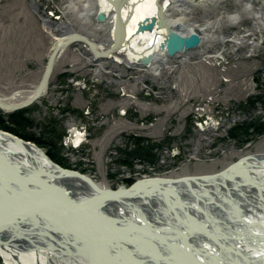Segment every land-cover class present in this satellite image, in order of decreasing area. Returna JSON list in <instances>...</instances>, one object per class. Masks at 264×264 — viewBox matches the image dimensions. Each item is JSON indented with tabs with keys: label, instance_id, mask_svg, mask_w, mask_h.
I'll return each mask as SVG.
<instances>
[{
	"label": "rangeland",
	"instance_id": "1",
	"mask_svg": "<svg viewBox=\"0 0 264 264\" xmlns=\"http://www.w3.org/2000/svg\"><path fill=\"white\" fill-rule=\"evenodd\" d=\"M206 3L172 0L175 16L212 22L196 45L146 64L106 52L113 18L100 19L95 0L79 16L69 0H0V101L26 102L52 62L43 92L0 106L1 122L26 109L23 134L48 142L53 130L40 148L55 164L112 189L218 174L264 154V0Z\"/></svg>",
	"mask_w": 264,
	"mask_h": 264
},
{
	"label": "bare ground",
	"instance_id": "2",
	"mask_svg": "<svg viewBox=\"0 0 264 264\" xmlns=\"http://www.w3.org/2000/svg\"><path fill=\"white\" fill-rule=\"evenodd\" d=\"M69 1L78 16L92 4ZM95 1L100 19L113 18L106 52H124L130 62L156 64L166 51H184L212 22L175 16L172 0ZM187 1L205 10L220 0ZM81 141L77 132L73 144ZM40 147L0 127L4 264H264V154L218 174L112 189L55 164Z\"/></svg>",
	"mask_w": 264,
	"mask_h": 264
},
{
	"label": "trees",
	"instance_id": "3",
	"mask_svg": "<svg viewBox=\"0 0 264 264\" xmlns=\"http://www.w3.org/2000/svg\"><path fill=\"white\" fill-rule=\"evenodd\" d=\"M26 111H27L26 109H21V110L15 111L13 113H10L9 114V119H8L9 121L8 122H10L12 125L9 126V125H7L5 123L4 120L2 122L0 120V127L1 128H4V129H8V130H10L12 132H15V133L19 134L20 136H22L24 138L35 139V141H37V143H39L42 146L45 145V142L46 141L43 142V141L39 140L38 138L28 136L25 133L23 134L24 125L26 124V122H25L26 121V117H25ZM21 130H22V132H21ZM47 135L48 136L50 135L49 138H51V140L50 141L48 140V142H46V144H53L54 139L52 137L55 136L53 130L48 131ZM56 140L57 141L58 140H61V136H58L56 138ZM50 154H52L51 157L59 163V161L57 160V158H55V156H53V153H50Z\"/></svg>",
	"mask_w": 264,
	"mask_h": 264
},
{
	"label": "water",
	"instance_id": "4",
	"mask_svg": "<svg viewBox=\"0 0 264 264\" xmlns=\"http://www.w3.org/2000/svg\"><path fill=\"white\" fill-rule=\"evenodd\" d=\"M51 64H52V62H51V60H50V62H48V66H47V69H46L45 77H44V79L41 81V84L39 85V89L36 91V93H34L33 97H31L30 100L28 99L26 102H22V103H20V104H14V105H12V107H10V108H15V107H20V106L26 105V104H28L29 101H31V100L34 99V96H36L35 94H38V92L40 91L41 87L44 86V85H46L47 78H48V75H49V73H50V67H51ZM1 105H3V104H1ZM4 106H5V107H9L8 105H5V104H4Z\"/></svg>",
	"mask_w": 264,
	"mask_h": 264
}]
</instances>
